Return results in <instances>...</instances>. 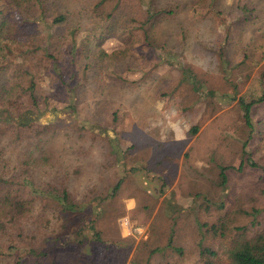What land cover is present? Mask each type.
Returning <instances> with one entry per match:
<instances>
[{
    "label": "rangeland",
    "instance_id": "rangeland-1",
    "mask_svg": "<svg viewBox=\"0 0 264 264\" xmlns=\"http://www.w3.org/2000/svg\"><path fill=\"white\" fill-rule=\"evenodd\" d=\"M155 1L179 9L156 23L154 44L134 32L142 40L131 49L130 64L119 67V78L108 68L126 49V37L111 32L98 47L89 44V80L74 106L62 109L68 102L54 89L52 110L17 129L27 136L50 126L46 145L62 153L58 164L71 172V192L89 204L84 220L46 228L58 236L57 246L47 242L57 264H201L199 222H214L224 211L217 204L224 201L227 209L240 195L256 200L264 216V171L246 163L238 169L248 157L264 166V100L251 109L254 128L244 150L249 128L238 105L239 97L264 91V0ZM57 2L77 8L72 0ZM7 3L0 0V9ZM220 164L229 165L226 184ZM7 233L0 218V241ZM171 234L183 254L167 245ZM43 238L24 236L11 264H43L36 250Z\"/></svg>",
    "mask_w": 264,
    "mask_h": 264
},
{
    "label": "trees",
    "instance_id": "trees-1",
    "mask_svg": "<svg viewBox=\"0 0 264 264\" xmlns=\"http://www.w3.org/2000/svg\"><path fill=\"white\" fill-rule=\"evenodd\" d=\"M72 1L77 8H64L65 3L57 0H8L0 9V112L6 114V119L0 116V218L8 230L0 241V264H11L10 256L24 236L36 238L38 234L45 240L36 242V250L42 252L41 263L57 264L47 242L57 246L54 242L58 236L47 234L46 228H52L57 220H84L89 208L69 188L73 177L65 162L58 164V160H65L62 153L46 145L54 132L50 126L27 136H20L18 127L30 125L38 113L52 110L48 108L54 89L62 90L63 99L68 102L62 109L74 106L77 91L89 80L90 43L98 47L99 41L111 32L125 35L126 49L110 60L112 66L108 68L114 66L111 74L119 78V67L130 64L131 49L142 40L140 36L134 39V32L141 30L144 40L154 44L156 23L175 16L179 9L177 3L159 6L155 0ZM64 25L65 32L58 33L56 27ZM165 46L161 44L167 50ZM103 55L100 52L97 56ZM19 98L21 101L17 102ZM263 100L264 91L250 100L238 98L241 115L249 128L243 150L254 128L251 109ZM197 130V126L192 128L193 132ZM244 163L264 171V166L250 157L240 163L239 170ZM218 168L220 183L226 184L229 165L220 164ZM78 169L75 173H79ZM119 184L120 181L114 189ZM238 196L227 209L224 201L217 204L224 211L214 222H199L197 247L201 264H264L263 208L255 205L256 200L250 203ZM77 232L81 233V229ZM167 245L183 254V248L173 244L172 234ZM158 249L153 248L151 254Z\"/></svg>",
    "mask_w": 264,
    "mask_h": 264
}]
</instances>
